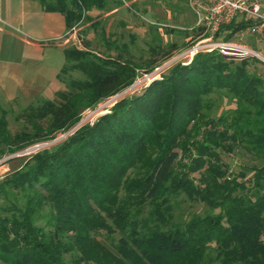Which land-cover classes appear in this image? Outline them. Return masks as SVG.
<instances>
[{"label":"trees","instance_id":"obj_1","mask_svg":"<svg viewBox=\"0 0 264 264\" xmlns=\"http://www.w3.org/2000/svg\"><path fill=\"white\" fill-rule=\"evenodd\" d=\"M38 1L64 15L66 30L92 19L84 11L108 9L107 0ZM253 23L233 19L216 35L231 39ZM149 27L147 58L103 29L104 54L86 41L66 46L63 89L21 108L18 131L0 105V155L70 128L169 57L177 43ZM249 60L198 52L0 180V263L264 264V76ZM218 92L235 107L210 117ZM236 145L258 162L248 173L220 158ZM180 195L208 211L174 220Z\"/></svg>","mask_w":264,"mask_h":264},{"label":"rangeland","instance_id":"obj_2","mask_svg":"<svg viewBox=\"0 0 264 264\" xmlns=\"http://www.w3.org/2000/svg\"><path fill=\"white\" fill-rule=\"evenodd\" d=\"M257 1H259L260 3H264V0H257ZM176 3H177V7H168L170 8L172 14V16L170 14V16L172 17V20L170 21L172 25L175 26L166 27L167 29H170V31H168L167 36L164 35L161 37L163 41L162 44L167 43L165 39H170L168 42H175L177 43L178 47L171 53L169 57L160 60L159 62L156 63L155 66L161 65L164 61H167L168 58H170L174 54H177L181 49L187 46L190 39L188 40L185 39V35L191 33L190 38L196 35V30L194 29L193 26L194 16H192L193 14L191 13L190 9L187 7L186 2L184 0H177ZM116 6L119 8L112 16L109 17L110 21L108 25L106 24L107 20L104 19V9L92 8L90 10L84 11V16L88 15L92 19L84 24L81 25L79 24L80 26L79 25L73 26L75 28L74 33H72L71 30H66V35L72 36L68 45H74L77 46L78 48H81L82 43L86 41L88 43L89 48L104 54L106 52V49L100 33H101V29L104 30L105 29L104 26H106L108 32L113 34L116 37L115 39L119 43H126L128 45L129 50L136 59L139 57L147 58L149 54H148V46L146 43L150 41L151 33H150V27L146 26L148 17L144 16V14L141 12L144 10H148V6L147 7L139 6L138 4H135L133 0H107L108 8L111 9ZM152 11H157L156 16L158 19H162V20L167 19L166 18L167 12L165 11V8H161V9L153 8ZM96 23H99V25L97 24V26L93 27V25H96ZM191 26L193 27L191 28V30H189L188 27ZM151 31L160 34V32H158V30L156 29V26H155V30L153 28L151 29ZM233 39L251 46L253 49L258 51L262 55L263 58L262 57L256 58L257 60H253L252 58H249L250 60L247 65V69L249 71L258 73L261 76H264V32L263 34H256V33L251 34L244 32L243 34L238 35ZM110 53L113 52L111 51ZM233 61L236 63L239 62L236 59H233ZM176 63H180V61H176V62L173 61L166 67L159 68V70L156 71L154 70V68L149 72H144L143 69H140L134 82L128 87H125L124 89H121L120 91L117 92V100L115 101V103L123 97H128L131 95L138 94L145 86H147L152 81V80L149 82L147 81L148 78L150 79L151 75L155 74L156 77L158 76L155 79H160L162 75L166 74L168 69ZM158 72L159 74L156 75V73ZM54 96L55 95L53 94L50 97L45 95L35 97V95L27 93L15 99H11L1 103L2 107H4L5 109H10L7 115L9 130L13 133L21 128L22 120L21 119L17 120L14 118L15 114L21 108H23L30 102L31 103L36 102L37 99L39 98L52 99L54 98ZM210 97L214 101V106L209 110L210 117H218L220 114L225 113L235 107V103L233 102V100L230 97L221 94L220 92L211 93ZM111 107L112 106L110 105V103H105V98H104L100 100L95 106L84 109L79 119L76 121V123H74L70 128L64 131L57 132L54 137L48 139L50 141L48 145L45 146L44 148H38L32 151L31 153H27V149L30 147V145L32 146L35 143L41 142V141H35L15 151L12 152L6 151L2 153L0 155V180L10 175L14 170L22 167L24 163L27 161V159L37 151L45 148H50L56 145L57 143L62 141L65 138V136H67L68 132L69 135L72 134L71 131L74 129V127L77 124H79V122L82 119L87 120L88 118H90L89 116L91 115V113H94L97 110L98 111L107 110L105 112L100 113L101 115H103L105 113H108ZM101 115L96 116V118L93 120L91 124L89 122H85V123L80 122L82 124L81 125L79 124V127L85 124L92 125L96 121V119ZM220 158L225 164H227L229 170L235 174L239 172L248 173L247 170L248 166L254 163H258L256 159L253 157V155L248 150H246L243 147V145L234 146L232 151L230 152H224V151L220 152ZM207 211H208V207L202 202L191 201L185 195H180L178 196L177 202L175 203L173 209L174 220H180V219L185 220L188 219L192 214L202 215L205 214ZM43 222H44L43 218L37 221V223H43ZM102 233L105 234V231H103Z\"/></svg>","mask_w":264,"mask_h":264},{"label":"crops","instance_id":"obj_3","mask_svg":"<svg viewBox=\"0 0 264 264\" xmlns=\"http://www.w3.org/2000/svg\"><path fill=\"white\" fill-rule=\"evenodd\" d=\"M176 1L133 0L139 6H148V10L141 12L148 17L146 26H156L161 36H167L170 31L166 27L175 26L170 21L172 14L168 7H177ZM118 8L104 9L107 25L109 17ZM153 8H165L167 19H158ZM241 18L239 15L235 19L239 21ZM104 27L105 36L112 35L111 38L115 39ZM238 35L240 31L231 39ZM190 36L188 33L185 39H190ZM71 38L66 35L64 15L45 9L38 0H0V105L27 93L35 97H50L63 89L57 75L65 61L64 48ZM165 40L168 42L170 39Z\"/></svg>","mask_w":264,"mask_h":264},{"label":"built area","instance_id":"obj_4","mask_svg":"<svg viewBox=\"0 0 264 264\" xmlns=\"http://www.w3.org/2000/svg\"><path fill=\"white\" fill-rule=\"evenodd\" d=\"M186 4L194 16V29L196 35L190 38L189 43L177 54H174L161 65L155 66L154 70L166 67L173 61H180L181 64H188L198 52L217 51L228 58L243 60L249 58H261L262 55L253 49L251 46L241 43L233 39H223L222 35L217 36L220 27L227 24L237 16H242L244 19L253 20V24L240 31V35L245 33L263 34L264 32V3L257 0H186ZM74 33L75 28L70 29ZM263 58V57H262ZM151 74V73H150ZM156 73V75H158ZM148 77V76H147ZM158 77V76H157ZM155 74L151 75V81L157 78ZM117 100V93L105 97V103H110L111 106ZM89 110V109H88ZM107 111V110H105ZM103 111H95L91 113L87 120L82 119L80 122H89L90 124L101 115ZM79 124L81 125L82 123ZM77 124L71 133L79 127ZM68 132V131H67ZM69 132L67 133V136ZM65 136V138L67 137ZM64 138V139H65ZM50 140H44L33 144L27 149V153L38 148H44Z\"/></svg>","mask_w":264,"mask_h":264}]
</instances>
